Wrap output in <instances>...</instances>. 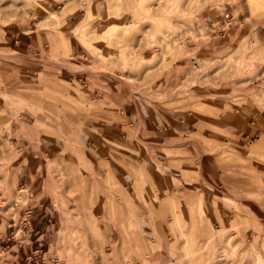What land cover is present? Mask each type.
Segmentation results:
<instances>
[{"label":"rangeland","instance_id":"obj_1","mask_svg":"<svg viewBox=\"0 0 264 264\" xmlns=\"http://www.w3.org/2000/svg\"><path fill=\"white\" fill-rule=\"evenodd\" d=\"M0 264H264V0H0Z\"/></svg>","mask_w":264,"mask_h":264},{"label":"crops","instance_id":"obj_2","mask_svg":"<svg viewBox=\"0 0 264 264\" xmlns=\"http://www.w3.org/2000/svg\"><path fill=\"white\" fill-rule=\"evenodd\" d=\"M20 38V36L18 37V38H16L15 36H12V35H10V45L11 44H13V42L14 43H18V39ZM13 39H15L14 41H13ZM13 41V42H12ZM175 114H178V115H182V112H177V111H175ZM19 130L21 131V132H23V131H26L27 132V128H26V124H24V127H23V125H21L20 126V128H19ZM104 133V128L102 129V131L100 132V131H96V134H95V136L96 137H98L96 140H94L92 137H90V141H91V143H92V145L94 146V149H95V151H93L92 152V154H91V156L93 157V158H95L94 156H96V157H98L99 158V155H103V146H101V143H102V138H103V134ZM90 136H92L93 135V132L92 133H90L89 134ZM24 146H26L25 148H24ZM30 147V143H25V140L23 139V145H21V148H20V151L21 150H23V149H27V152L28 151H36L35 149H33V150H31V148H29ZM35 147V146H34ZM23 152V151H22ZM26 152V153H27ZM24 153V152H23ZM24 155H25V153H24ZM29 156V155H28ZM31 156V155H30ZM28 160L29 159H27V160H22V165H21V167H20V175L21 176H24L25 178H27L26 180L28 181V183H29V185L30 186H32V179H31V177H33L32 176V170H35L34 168L32 169L31 167H30V165H27V163H28ZM98 160H102V158H99ZM32 169V170H31ZM175 200H174V198H173V203L175 204V202H174ZM95 203H97V202H95ZM94 203V204H95ZM172 203V205H174ZM174 217H175V220H176V222L177 223H179V220H180V217L174 212ZM165 220L166 219H161L160 221H159V224L161 223L162 225H164L165 224ZM130 222H134L132 219H130L129 220V223ZM92 225H93V228L95 227V228H97L98 229V225L96 224V221L94 220L93 222H92ZM130 225V224H129ZM162 227V226H161ZM156 229L157 228H155L154 229V231H155V233H159V234H165V233H163V231L162 230H159V231H156ZM185 230L184 229H182L181 227H180V230H179V232H180V234H183V233H185L184 232ZM138 233H143V232H141V231H138ZM145 233H143V235H144ZM142 235V234H141ZM140 239V238H139ZM139 239H137V241L139 240ZM138 245H141L142 243L139 241V243H137ZM136 244V245H137ZM139 249H142L141 247H139Z\"/></svg>","mask_w":264,"mask_h":264},{"label":"built area","instance_id":"obj_3","mask_svg":"<svg viewBox=\"0 0 264 264\" xmlns=\"http://www.w3.org/2000/svg\"><path fill=\"white\" fill-rule=\"evenodd\" d=\"M28 223H29V221H28ZM27 224V223H26Z\"/></svg>","mask_w":264,"mask_h":264}]
</instances>
